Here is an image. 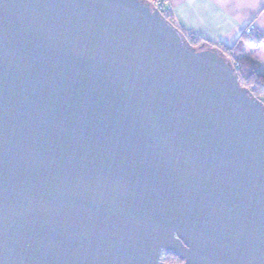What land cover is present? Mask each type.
<instances>
[{"label":"water","instance_id":"obj_1","mask_svg":"<svg viewBox=\"0 0 264 264\" xmlns=\"http://www.w3.org/2000/svg\"><path fill=\"white\" fill-rule=\"evenodd\" d=\"M264 264V108L142 0H0V264Z\"/></svg>","mask_w":264,"mask_h":264},{"label":"crops","instance_id":"obj_2","mask_svg":"<svg viewBox=\"0 0 264 264\" xmlns=\"http://www.w3.org/2000/svg\"><path fill=\"white\" fill-rule=\"evenodd\" d=\"M166 11L191 41L230 49L241 42L250 26L264 38V0H169ZM247 53L264 75V43Z\"/></svg>","mask_w":264,"mask_h":264},{"label":"trees","instance_id":"obj_3","mask_svg":"<svg viewBox=\"0 0 264 264\" xmlns=\"http://www.w3.org/2000/svg\"><path fill=\"white\" fill-rule=\"evenodd\" d=\"M142 1L150 4L153 0ZM162 16L167 22L174 26L183 35V37H185V39L188 40L191 47L200 48L201 46H206L219 51L231 65L234 62L239 63L240 69L236 72L239 86L242 89L247 90L253 98L262 104L264 108V75L261 73L259 65L252 59L251 53H247V49H250L251 51L259 49L264 43L263 37L258 36L254 31L251 36H246V34H244L241 38V42L233 48L229 49L221 46H210L197 42L196 40H189L188 37H186L173 24L168 11L165 10L162 13ZM175 259L178 262L180 258L175 256ZM170 264H173V262H170Z\"/></svg>","mask_w":264,"mask_h":264},{"label":"built area","instance_id":"obj_4","mask_svg":"<svg viewBox=\"0 0 264 264\" xmlns=\"http://www.w3.org/2000/svg\"><path fill=\"white\" fill-rule=\"evenodd\" d=\"M150 4H151V6L153 7V8H155L157 11H159L161 14L166 10V7L168 6V4H169V0H153L152 2H150ZM254 28L252 27V26H250V27H248L247 29H246V31H245V34L247 35V36H251L253 33H254ZM233 68H234V70L237 72V71H239V69H240V65H239V63H235L234 65H233ZM165 253L166 252H164L163 253V255H162V258H161V261L163 262V263H165L164 262V255H165Z\"/></svg>","mask_w":264,"mask_h":264},{"label":"rangeland","instance_id":"obj_5","mask_svg":"<svg viewBox=\"0 0 264 264\" xmlns=\"http://www.w3.org/2000/svg\"><path fill=\"white\" fill-rule=\"evenodd\" d=\"M247 36V35H246ZM236 62H234L232 64V66L235 64ZM236 72V71H235ZM238 72V71H237ZM164 262L166 264H170V262H173V264H176L177 263V260L175 259V255L169 253V252H166L165 255H164ZM169 262V263H168Z\"/></svg>","mask_w":264,"mask_h":264},{"label":"flooded vegetation","instance_id":"obj_6","mask_svg":"<svg viewBox=\"0 0 264 264\" xmlns=\"http://www.w3.org/2000/svg\"><path fill=\"white\" fill-rule=\"evenodd\" d=\"M183 261L181 259L178 260L177 264H182Z\"/></svg>","mask_w":264,"mask_h":264}]
</instances>
